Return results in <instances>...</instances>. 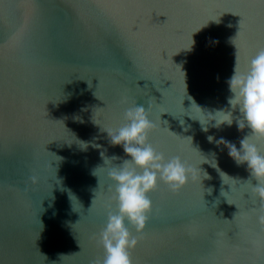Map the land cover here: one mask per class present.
I'll list each match as a JSON object with an SVG mask.
<instances>
[{
    "label": "water",
    "instance_id": "obj_1",
    "mask_svg": "<svg viewBox=\"0 0 264 264\" xmlns=\"http://www.w3.org/2000/svg\"><path fill=\"white\" fill-rule=\"evenodd\" d=\"M262 48L264 0H0V264L103 256L93 235L107 222V170L130 159L104 129L134 104L151 105L149 142L195 178L149 193L143 233L129 226L133 264H264L247 163L216 143L239 149L250 129L204 131L191 107L230 108L236 57L247 71Z\"/></svg>",
    "mask_w": 264,
    "mask_h": 264
},
{
    "label": "clouds",
    "instance_id": "obj_2",
    "mask_svg": "<svg viewBox=\"0 0 264 264\" xmlns=\"http://www.w3.org/2000/svg\"><path fill=\"white\" fill-rule=\"evenodd\" d=\"M227 83L231 93L228 97L230 108L209 112L194 100L191 107L194 105L202 113H206V121L198 119L204 131L208 130L210 122L214 121L212 126L219 128L221 125L231 126L234 120L239 130L250 129V133L239 141V149L223 138L216 143L228 148V155L237 165L247 163L251 178L257 183L253 184L252 179L246 182H250L252 194L260 201L258 221L264 225V154L260 147L264 143V48L251 59L244 72L238 70L236 57L234 73ZM122 102L127 103V98ZM150 107L151 105L145 109L134 104L125 109L126 122L123 126L104 129L109 143L112 146H122L130 159L123 160L119 165L112 163L107 170V176L114 185L113 194L106 205L107 222L98 234L93 235L104 254L90 261V264H133L132 250L141 237L133 235L131 229H135L136 233H143L153 209L149 193L156 190L161 182L169 191L177 193L188 183L190 174L195 178L194 170L180 156L167 158L164 152L149 142L150 133L157 127L149 119ZM237 110L239 115L234 116ZM183 123L181 120V124ZM208 139L211 142L214 138L209 136ZM101 156L104 164L120 159L117 156L106 157L103 152ZM30 180L36 183L38 178L31 176Z\"/></svg>",
    "mask_w": 264,
    "mask_h": 264
}]
</instances>
